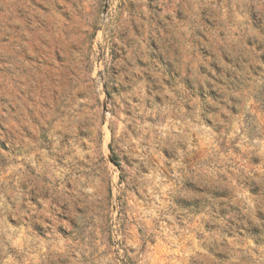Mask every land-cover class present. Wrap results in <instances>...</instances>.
Instances as JSON below:
<instances>
[{"label":"rangeland","instance_id":"rangeland-1","mask_svg":"<svg viewBox=\"0 0 264 264\" xmlns=\"http://www.w3.org/2000/svg\"><path fill=\"white\" fill-rule=\"evenodd\" d=\"M0 264H264V0H0Z\"/></svg>","mask_w":264,"mask_h":264}]
</instances>
